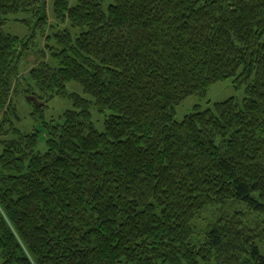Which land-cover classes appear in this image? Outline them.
I'll list each match as a JSON object with an SVG mask.
<instances>
[{
  "label": "trees",
  "instance_id": "16d2710c",
  "mask_svg": "<svg viewBox=\"0 0 264 264\" xmlns=\"http://www.w3.org/2000/svg\"><path fill=\"white\" fill-rule=\"evenodd\" d=\"M48 1L0 0V264H264V0ZM20 94L71 100L43 149Z\"/></svg>",
  "mask_w": 264,
  "mask_h": 264
},
{
  "label": "rangeland",
  "instance_id": "374dc122",
  "mask_svg": "<svg viewBox=\"0 0 264 264\" xmlns=\"http://www.w3.org/2000/svg\"><path fill=\"white\" fill-rule=\"evenodd\" d=\"M52 0L48 1L47 3V11L50 17V22L52 24L55 23L52 14ZM5 31L17 36H23L26 33V28L20 25L17 22L10 21L5 26ZM54 29L49 28L46 32L51 33ZM37 49L41 50L45 48V38L37 35L36 37ZM50 44V43H49ZM37 62L36 53L32 52L29 57H27L22 65V74H27L32 66H34ZM67 91L76 93L79 95H83L82 89L79 85L75 83H69L67 85ZM244 87L236 89L231 79L220 81L210 85L206 91V95L202 98L197 96H191L184 100L180 105L176 107L175 119L181 120L184 115L191 113L195 110L196 105L201 110L207 108H213V104L216 102H221L227 100L230 97L241 101L244 98ZM16 97V115L17 117L12 116L11 122L13 125L20 130L21 132L30 133L34 129H38L40 131V139H39V147L43 149L44 146V132H43V121L49 122L50 120H58L60 116L64 113V111L72 109L71 100L66 97L54 96L46 103H41L43 107V112L38 114L35 112V106H39V104L31 101L34 105H31L28 99L21 94ZM14 97V98H15ZM92 112V119L95 123L96 128L100 131L103 129V119L104 117L98 114L94 109L91 110ZM243 210L246 212L247 220L250 224H253L256 221H263L264 216H256L253 212H248L244 207L241 206Z\"/></svg>",
  "mask_w": 264,
  "mask_h": 264
},
{
  "label": "water",
  "instance_id": "95a60500",
  "mask_svg": "<svg viewBox=\"0 0 264 264\" xmlns=\"http://www.w3.org/2000/svg\"><path fill=\"white\" fill-rule=\"evenodd\" d=\"M26 98H29V99L32 100L33 102L39 104V106L41 105V103H39V101H38L35 97H32V96H26Z\"/></svg>",
  "mask_w": 264,
  "mask_h": 264
}]
</instances>
